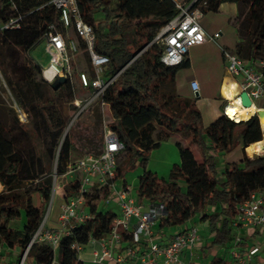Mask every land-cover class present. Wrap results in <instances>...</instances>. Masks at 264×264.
Masks as SVG:
<instances>
[{"label":"trees","instance_id":"obj_1","mask_svg":"<svg viewBox=\"0 0 264 264\" xmlns=\"http://www.w3.org/2000/svg\"><path fill=\"white\" fill-rule=\"evenodd\" d=\"M205 1L203 15L206 11L217 12L223 3L247 7L245 19L251 28L245 30L243 37L237 33L235 52L248 64L258 60L259 54L264 52V0ZM76 3L81 18L93 29L94 52L108 58L105 77L109 79L117 74L98 100L108 107L111 120L107 127L123 145L117 162L120 155L122 158L110 183L115 185L124 171L140 166L142 173L135 189L136 200L162 205L165 209L154 227L155 235L197 218L199 223L206 224L210 234L204 250L227 246L233 235L231 223L236 205L250 192L264 189V156L249 159L243 153L238 163H227L223 169H219L216 156L241 147L243 142L245 154L253 157L249 146L264 139L257 119L253 116L247 121L230 120L223 112L227 103L221 106V114L203 127L194 102L177 94L175 76L179 68L188 63L184 60L178 66L164 65L160 61L164 47L154 41L161 28L176 14L171 0H76ZM58 15L51 0H0V25L18 19L17 28L0 31V70L7 81L4 64L8 48L30 51L49 31L50 25L62 31ZM27 86L28 100L20 93L16 99L25 110L27 102L34 116L39 118L29 128L36 136L42 132L45 149H36L24 129L28 125L14 120L18 129L15 132L0 108V248L18 251L16 259L8 264H19L25 251L23 264H51L53 260L57 264H77V252L71 246L86 247L90 239L107 236L118 213L100 209L101 202H106L111 194L108 186L92 189L85 203L88 218L76 224L68 236L61 237L57 249L38 242L30 243L52 196L53 181L47 164L56 156L57 177L67 174L73 143L70 137L61 138L65 123L59 112L52 109L47 116L46 107L54 106L48 88L31 79ZM61 90L69 94L71 103L74 102L73 78L56 85L51 94L58 96ZM16 134L22 135L21 139L24 136L31 145V158L27 163L15 148ZM173 134L187 138L199 151L200 160L177 143L180 161L170 168L166 178H160L146 170L147 155ZM76 189V184L67 183L65 198L72 196ZM34 194L40 199L38 207L33 200ZM22 214L23 223L17 227ZM120 236L123 245L132 246L128 235L121 232ZM208 264L231 263L224 256L212 255Z\"/></svg>","mask_w":264,"mask_h":264},{"label":"built area","instance_id":"obj_2","mask_svg":"<svg viewBox=\"0 0 264 264\" xmlns=\"http://www.w3.org/2000/svg\"><path fill=\"white\" fill-rule=\"evenodd\" d=\"M171 1L176 14L161 28L154 41L162 43L164 47L160 61L166 66H178L185 60L191 47L209 41L217 43L220 33L216 32L208 36L200 26L202 9L206 7L205 0ZM51 4L58 11V23L62 31L50 25L49 31L43 36L41 41L44 42L48 64L43 67L40 75L48 84L53 83L57 78L66 80L75 76L80 88L92 92L91 97L85 101L82 109L84 111L93 102L101 99L117 74L109 79L105 77L108 58L94 52L93 29L81 18L76 0H51ZM17 20L0 25V31L17 28ZM218 47L226 72L233 79H237V94L245 92L251 104L256 105L257 111L264 110V60L248 64L236 52L219 45ZM80 52L86 54L90 71L88 73L78 71L74 75L71 61L75 54ZM189 87L193 94L199 93L197 81L191 80ZM73 103L79 107L81 101L74 100ZM100 103L101 106L105 105L103 102ZM19 120L23 122L22 119ZM122 150L123 145L118 141L115 133L104 125L98 153L79 159L75 166L69 167L67 171V174L78 171L80 177L74 183L77 187L76 192L67 197L60 206V213L56 219L57 228L45 226L46 214L30 243L38 242L50 246L53 250L57 249L61 237L68 236L76 224H82L88 218L83 208L90 191L108 186L111 194L106 203L114 200L119 215L111 222V230L107 236L89 240L87 246H98L91 251L90 264H124L131 261H138L140 264H184L181 259L182 253L192 250L200 242L198 229L189 226L176 233L168 243H161L154 234V226L164 215V207L139 203L131 195L129 187L122 186L117 189L110 183L115 176L117 157ZM231 227L264 230V189L250 192L246 199L236 205ZM121 232L131 238L132 246L121 243ZM233 235L234 242L229 249L231 264H253L258 248L253 246L242 249L240 236L236 233ZM71 248L77 252V264H82L80 255L84 247L72 245ZM25 255L26 251L22 254L19 264L24 263ZM51 264H57L56 260Z\"/></svg>","mask_w":264,"mask_h":264},{"label":"rangeland","instance_id":"obj_3","mask_svg":"<svg viewBox=\"0 0 264 264\" xmlns=\"http://www.w3.org/2000/svg\"><path fill=\"white\" fill-rule=\"evenodd\" d=\"M247 11L248 9L246 6L234 3H223L217 12L206 11L201 18L200 26L205 31H211V33L217 31V33L222 34V37L220 40L218 38L216 41L217 43L209 41L202 46L198 45L191 47L186 55L190 60V70L189 68H179L175 76L177 94L182 97H188L194 102L195 108L201 114L203 127L208 126L213 120H215L218 116V112H221L220 109L222 102L219 99L216 87H211L210 84H207V87L204 88L205 90L203 91V94H199V97L196 98L187 88L188 74L191 71L198 76L200 82L207 81V83L209 81L220 79L223 75H226L227 72L218 45L229 51L235 52L237 33L239 37H243L245 30L251 28V24L246 20L248 17ZM158 43L162 45V43ZM6 54L7 60L4 64V69L7 73L8 81L3 77L0 70V108L3 111L4 118L14 127V120H17L20 124L28 125V128L25 127L24 129L29 133L30 138L33 139L36 149H38V151H43L45 149V138L43 137L42 132L39 131L36 136L35 132L29 128V125L38 122L39 118L34 116V111L29 107L27 102L25 110L16 99V95L20 93L26 98V100H28V82L30 79L38 81L43 87L48 88L49 95H51L50 97L54 104L53 108L49 106L46 107L47 116L52 109H56L59 112L65 123L61 138L63 139L66 136L70 137V140L73 143L74 151L68 159L70 167L75 166L79 159L88 155H96L101 147L104 125L107 126L111 120L108 107L101 106V103L97 100L90 106L86 107L83 111L82 109L85 101L91 97L92 92L87 89H80L74 76L75 98L78 101H81L79 107H76L73 102H70L69 94L66 91L61 90L58 96H53L51 94L54 87L60 83L53 82L48 84L41 78V70L48 64V56L44 50V42L40 41L30 51H25L19 48H8ZM258 57V60H264V52L260 53ZM71 64L74 75H76L78 71H85L87 73L90 71L88 59L84 52L75 54ZM229 102L228 105L231 104L232 100H229ZM224 115L226 116V114ZM19 118L22 119L23 122H21ZM14 131L18 132V129L15 127ZM13 135H15V133ZM19 135L20 134H16L15 148L20 151L27 163L31 158V145L24 136L21 139L22 135ZM177 143L188 148L197 161L200 160L199 151L189 143L187 138H183L178 134H173L168 139L160 142L157 148L152 149L148 153L146 170L155 173L160 178H166L170 168L174 164H178L180 161L178 148L176 146ZM244 146L245 145L242 142V148L236 146L228 153L217 155L216 161L219 169H223V166L227 163H238L242 159L243 153L245 157L252 159V157H248L245 154ZM249 151L254 153L250 148ZM258 155H260V153H258ZM121 158L122 155L118 158L117 164H119ZM50 161L51 162L47 164L48 174L52 177V181L55 182V188L56 186L61 185V179L56 175V156ZM141 173L142 169L138 165L130 170L124 171L121 178L115 183L116 188L120 189L123 185H126L130 188L131 195L135 197L138 176H140ZM78 176V172H73L71 175H67L65 179L66 181H72L73 178ZM220 177L221 175L218 176L219 179ZM52 197L53 193L51 198ZM55 205L56 200L54 198L51 208L49 204L46 208V211L50 208L47 213V220L51 219ZM86 209L88 210V208ZM100 209L114 210L115 212L119 211L114 200L109 201L108 203L101 202ZM21 218H23V214L21 215ZM195 224L199 226L197 229H199L201 240L206 242L208 236L201 230L198 219ZM52 228H57L56 223H53ZM179 229L180 227H176L172 230L178 231ZM233 242L234 235H232L228 244H233ZM5 257L6 256L3 252L2 260L0 256V264H3Z\"/></svg>","mask_w":264,"mask_h":264},{"label":"crops","instance_id":"obj_4","mask_svg":"<svg viewBox=\"0 0 264 264\" xmlns=\"http://www.w3.org/2000/svg\"><path fill=\"white\" fill-rule=\"evenodd\" d=\"M204 32L206 33V35L211 36L214 33H216L217 31H214L211 33V31H205L204 30ZM221 37H222V34L220 33L219 40L221 39ZM237 42H238V38L236 40V44H237ZM206 43L207 42H205L199 46H202ZM226 45H227V43H226ZM185 60L188 64L182 68H184V69L189 68V70H190V60L187 57ZM75 79H76V77H75ZM191 80H195L198 83V86H199L198 97H199V94H203V91L205 90L204 88L207 87V84H210L211 87H216V89H217L216 91L219 95V99L222 102V105H225L229 100H232V102H234V101L237 102V100L232 99V97L227 98V96L225 95V93H229L230 91H232L233 97H237V93H238L237 80L233 79L228 73H226V75H223L220 79H217L215 81H209L207 83V81L206 82H200L198 79V76L190 71V73L188 74V78H187V88L190 92H191V89L189 87V82ZM76 82H77V79H76ZM77 85H78V82H77ZM87 90H89V89H87ZM75 100H77V99H75ZM220 114H221V112H218V116ZM262 137H264V135H262ZM261 142H262V147H264V139H262ZM73 151H74V149H72L70 151L69 156L72 155ZM260 156H264V155H262V153H260ZM75 172H78V171H75ZM72 173L65 174L63 176H59L61 179V186H60L59 190L54 191V186H53L54 192H53V197L51 198V201L49 202V206L51 208L54 198L56 200V205L54 207L53 215H52L51 219L50 220L46 219L45 226L47 228H52L53 223H56V219L60 213V206L66 200V198H65L66 194L64 192V186L67 183H70L73 185L80 177V173L78 172V174H79L78 177L73 178L72 181H66L65 177L67 175H71ZM53 183L55 185V182H53ZM33 200H34L35 206L38 207L40 199H39V196L37 194L33 195ZM50 208L47 209L46 214L49 212ZM83 211H84L85 215L88 216L87 209L85 208V206L83 208ZM117 213L119 215V211ZM195 221H197V218L192 219L191 221H188L185 225L181 226L178 231H173L171 229L167 232H163L161 234H156V236L159 238L161 243H164V244L168 243L170 241L171 235H174V234L180 232L184 228H187L189 226H195V227L199 228V226L197 224H195V223L193 224V222H195ZM22 223H23V218H21V220L15 226L21 227ZM156 224H155V226H156ZM200 228L204 233L207 234V236H208L207 240H206V242H207L210 238V234L207 230L206 224L200 223ZM232 231H233V233H236L240 236V239H241L240 247L242 249H245L248 247H253V246H256L258 248V252H257L256 256L253 258L252 263L253 264L264 263V230H262L260 228H232ZM198 233H199V229H198ZM199 237H200V233H199ZM206 242H204L200 238V242L192 250L183 252L181 255V259H182L183 263L184 264H208V261L212 255L224 256L227 260H230V263H231V255L229 253V249L232 246V244H228L225 247H217V248H213L211 250L206 251L203 249ZM97 248H98V246H86V247H84V249L80 255V257L83 261L82 264H90L91 251L93 249H97ZM3 252L6 256L4 258L5 260H3L4 261L3 264H8V263L13 262L16 259V257L19 255V253L16 249L9 250V249H5V248H0L1 260H2V253ZM201 257H202V259H201ZM124 264H140V263L138 261H131V262H126ZM155 264H158V263H155Z\"/></svg>","mask_w":264,"mask_h":264},{"label":"bare ground","instance_id":"obj_5","mask_svg":"<svg viewBox=\"0 0 264 264\" xmlns=\"http://www.w3.org/2000/svg\"><path fill=\"white\" fill-rule=\"evenodd\" d=\"M225 95L227 96V98L232 97V99H238L236 97H233L232 91H230L229 93H225ZM227 103H229V101ZM223 111L225 112L228 118L239 122V121H247L251 117H253L256 114L257 107L253 103L249 107H242L240 100L238 99L237 102L236 101L232 102L230 105L226 107V109H223ZM260 121H261V125L264 126V117H262ZM249 148L251 149L252 152H254L252 153V156L253 154H258V153L264 154V147H262V142H259L257 145H250Z\"/></svg>","mask_w":264,"mask_h":264},{"label":"water","instance_id":"obj_6","mask_svg":"<svg viewBox=\"0 0 264 264\" xmlns=\"http://www.w3.org/2000/svg\"><path fill=\"white\" fill-rule=\"evenodd\" d=\"M66 80L64 78H57L54 82L56 83H64ZM194 96L197 98L198 97V94L195 93ZM239 97L240 99V103H241V106L242 107H249L251 105V101L249 100L247 94L245 92H241L239 94H237V98ZM254 117L257 119L258 123H259V127H260V131H261V134L264 135V126L261 125V121L260 119L262 117H264V110H258L256 111V114L254 115ZM245 152V150H244ZM260 155L258 154H253V157L252 159H255L257 157H259ZM53 186H54V183L52 185V193H53Z\"/></svg>","mask_w":264,"mask_h":264}]
</instances>
